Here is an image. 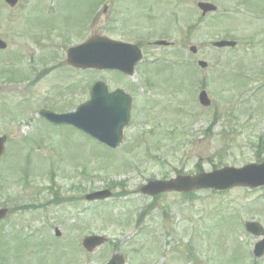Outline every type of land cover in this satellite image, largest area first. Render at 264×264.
<instances>
[{
  "label": "rangeland",
  "instance_id": "obj_1",
  "mask_svg": "<svg viewBox=\"0 0 264 264\" xmlns=\"http://www.w3.org/2000/svg\"><path fill=\"white\" fill-rule=\"evenodd\" d=\"M243 2L244 0H222L221 9L227 7L229 12L226 23L228 30L220 32L226 28L216 22L219 33H216V28L213 31L214 29L210 30L202 25L196 29L195 34L197 46L202 41L207 43L210 34L220 38L226 33L238 40L239 46L236 49L205 54L203 59L210 64L207 70L198 69V60H195L196 68H192L190 64L187 70L192 73L188 75L174 68L176 66H171L176 76H169L167 83L170 86H164L165 89L158 94L161 96L158 114L151 118L141 115L137 119L135 112L134 119L137 120L128 129L126 135L129 138L118 151L107 150L72 128L53 127L42 119L38 120L37 112L48 109L59 113V110H63L62 113H65L75 109L82 100L88 98V91L85 89L88 83L91 86L97 80L105 81L112 90L125 87L137 99V108L142 107L143 101L147 99L151 106L155 94L148 95L147 91L137 89L141 86L137 83V75L133 78L134 85L130 79L118 73L78 74L60 61L53 65L59 71H54V68L48 69L47 66L51 61H46L44 66L36 65L43 75V80L37 84L43 94H37L36 89V92L33 91L35 98L31 90L17 89V92L8 96L0 89V101L2 99L1 103L9 109L19 103V98L29 95L23 107L20 104V108L11 109L13 115L28 114V104L33 107L34 98L37 99L35 109L29 113V118L34 123V132L29 125L30 121L23 123L7 120L0 107V134L11 137L10 144L13 148L9 152L14 148L21 151V144L27 143L25 140L21 143L18 140L13 142V131L19 127L20 133L33 132L29 137L32 140L30 144L23 145L21 158L18 160L12 154L6 159L9 160L8 166L12 164L18 170L25 169V174L35 172L36 176L46 173L49 175L51 168L55 170L50 174L51 181H44L42 177L37 179V183L45 184L44 187L39 185L38 191L35 186H0V193L3 190L6 192V196L3 195V200H0V206L7 205L4 197L9 196L14 198V201L8 203L10 207L31 203L37 205L36 200H45L44 204L38 205L41 206L39 209L19 212V216L10 219L9 227L21 223L30 224L48 239L54 238L56 228L62 232V242H50L39 232L32 231L29 234L30 228L26 227L24 233L18 234L9 243L12 249L8 254L12 259L11 264H100L107 262L117 251L127 256L128 264H264V256L254 257V243L261 238L249 236L244 224L246 221H259L264 225V192L233 188L224 193H172L157 199L144 197L140 193V188L152 179H169L176 177L178 173L190 175L224 167H243L264 160V77L251 76L250 80L254 83L251 89V84L238 92L229 91L228 87L232 81L240 82L243 79L237 76H243L240 69L244 71L248 68L253 75L257 71L264 72V0H247L244 7ZM240 15L241 24L235 20ZM6 23L8 26L11 24ZM11 43L12 51L9 56L14 63L10 66L21 74L29 71L28 65L32 66V61L28 62L25 58L33 55L37 61V56L42 55L43 50L33 53L29 52L34 48L33 45L13 39ZM50 51L53 52L54 49L51 48ZM185 57L190 58L188 55ZM21 58H24V63H18ZM170 59L175 60V56ZM259 67L261 68L258 69ZM222 73L236 77L221 78L219 76H228ZM29 77L8 80L6 86L30 83L32 75ZM50 80L54 81L53 89L71 87V82L80 81L74 94L76 100L68 105V109L65 106L60 109L56 107L69 103L73 98L68 93L67 98L53 101L50 98L52 92L45 83ZM180 88L181 92L178 91ZM202 89L208 92L213 102L209 108H203L198 103V95ZM13 101L14 104L11 103ZM6 110L4 111L8 112ZM25 124L28 126L22 128ZM140 128H144L143 134L137 133ZM155 155L157 158H151ZM12 156L15 162L22 159V166L16 164ZM4 158L0 161V179L3 177L10 181L14 176H10L12 172L7 170ZM89 160H92V166L107 170L99 169L84 181L81 178H84V169L79 165H87ZM121 164L132 165L129 169H124L120 168ZM92 171L95 172L94 169ZM76 184L82 185L83 193L73 192ZM106 189L111 190L114 196L103 203V206H93L85 200L87 194ZM70 198L79 200L74 202ZM150 206L152 208L147 210ZM84 208L85 210L79 211ZM45 214L50 219L47 225L43 223ZM142 214L143 217H140ZM72 215L77 216L71 221ZM138 220L141 226L136 225ZM92 232L107 235L111 241L95 254L87 255L81 247L85 236L82 235ZM34 244L38 245L35 250ZM193 256L198 260L193 261ZM2 257L5 258L0 253V259Z\"/></svg>",
  "mask_w": 264,
  "mask_h": 264
},
{
  "label": "flooded vegetation",
  "instance_id": "obj_2",
  "mask_svg": "<svg viewBox=\"0 0 264 264\" xmlns=\"http://www.w3.org/2000/svg\"><path fill=\"white\" fill-rule=\"evenodd\" d=\"M196 1L193 0L192 8L181 15V0H19L15 8L0 0V38L9 34L3 28L4 11L15 23L23 18V11H29L31 22L27 35L35 43L68 47L97 35L144 46L143 42L158 36L149 43L153 47L151 51L156 52L160 47L154 46L165 40L164 36L172 41L166 39L167 44L161 46L180 52L195 41L197 23L210 24L216 18V13L198 14ZM16 31L17 28L14 34ZM55 56L64 59L66 54Z\"/></svg>",
  "mask_w": 264,
  "mask_h": 264
},
{
  "label": "water",
  "instance_id": "obj_3",
  "mask_svg": "<svg viewBox=\"0 0 264 264\" xmlns=\"http://www.w3.org/2000/svg\"><path fill=\"white\" fill-rule=\"evenodd\" d=\"M225 45V43H222ZM99 49V52L96 53ZM99 54V59L81 60L76 58L81 54ZM71 62L84 67L111 68L125 72H132L134 65L139 61L138 51L128 46L111 44L96 48L93 44H87L72 51ZM205 66V64H202ZM207 104V97H203ZM50 121L56 124H71L85 131L94 138L116 147L122 141L123 128L130 121V98L124 92L109 94L102 84L97 85L92 92V99L83 105L74 114L56 115L53 113L44 114ZM264 185V163L248 165L242 169L225 168L210 174H200L195 177L184 176L175 180L155 182L145 188V192L151 195L160 192L178 191L190 192L199 189L212 188L224 190L233 186L258 187ZM3 212L0 215L3 216ZM0 216V218L2 217ZM251 230L254 225L247 226ZM101 239L88 238L85 246L91 250L92 246L100 244ZM264 242L256 251L257 255L263 253ZM121 257L115 256L109 264H123Z\"/></svg>",
  "mask_w": 264,
  "mask_h": 264
}]
</instances>
